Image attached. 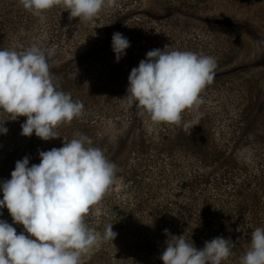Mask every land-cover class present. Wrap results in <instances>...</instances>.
Wrapping results in <instances>:
<instances>
[{"label": "trees", "instance_id": "1", "mask_svg": "<svg viewBox=\"0 0 264 264\" xmlns=\"http://www.w3.org/2000/svg\"><path fill=\"white\" fill-rule=\"evenodd\" d=\"M168 1L182 8L190 3V0ZM130 3L132 8L121 0L119 9L106 19L107 28L110 24L120 28V33L130 42L124 57L143 55L147 44L158 34L174 35L175 28L171 24H162L153 17L138 16L128 22L129 15L139 10L141 0ZM59 7L54 6L49 13L53 15ZM27 15L28 11L19 6L18 0H0V50L32 46L30 28L23 21ZM48 35L47 45L55 53L62 48V28L50 23ZM13 37L19 39L17 48L8 46V40ZM209 37H215L214 33ZM109 40L105 36L98 42ZM169 45L163 41L161 46L157 45L159 48L153 49L164 50ZM196 45L190 42L188 46L196 52ZM235 45L209 42L206 55L214 57L216 69H221L234 62ZM69 80L64 83L59 80V90L67 93L74 86L82 88L81 82ZM219 83L202 94L201 99L211 101L212 105L199 104L186 109L178 125H154L153 132L148 134L143 126L147 119L132 107L128 108L129 119L135 131L126 142L115 140L103 146L102 142L91 138L92 146L103 151L116 165V171L114 182L103 198L90 207L85 222L97 234H103L105 227L112 224L117 236L113 241L96 246L84 257V264H163L160 256L169 238L165 229L172 235H184L197 249L216 237L231 239L235 247L222 264H239V258L250 245L253 230L264 228V114L263 129L252 132L246 140L241 138L248 127L252 129L247 124L255 108L249 101L260 99L262 93L257 91L254 96L251 91L252 96L246 99L226 80ZM6 118L7 114L0 113V122ZM25 121L26 117L21 116L15 121L3 122L8 131L0 133V184L11 179L17 161L27 156L31 167L40 163V151L62 147L59 139L47 143L34 133L18 142ZM215 122H218L219 132H216ZM0 220L12 224L17 234L24 231L22 225L13 224L6 207L0 208Z\"/></svg>", "mask_w": 264, "mask_h": 264}, {"label": "clouds", "instance_id": "2", "mask_svg": "<svg viewBox=\"0 0 264 264\" xmlns=\"http://www.w3.org/2000/svg\"><path fill=\"white\" fill-rule=\"evenodd\" d=\"M116 0H18L19 6L41 21L54 6L69 11V19L93 21ZM116 62L130 47L121 33L112 36ZM153 49L134 67L128 77L127 94L121 99L127 108L151 125L179 124L186 109L198 106L199 94L215 75L214 57L192 51ZM54 50L38 45L25 49L0 50V113L5 120L26 117L21 135L35 134L43 141L60 137L55 129L70 124L83 114L84 105L70 93L59 90L49 62ZM4 120V121H5ZM0 122V133L8 129ZM194 126V125H193ZM91 138L77 133L63 146L40 151V163L29 167L26 156L15 164L11 179L0 184L3 199L16 228L0 220V264H84V257L102 242L113 241L112 224L103 234L89 228L85 216L114 182L116 165L103 151L92 146ZM169 237L160 259L163 264H222L235 244L223 237L205 241L197 249L184 235ZM27 233V235L25 234ZM239 264H264V228L251 234Z\"/></svg>", "mask_w": 264, "mask_h": 264}, {"label": "rangeland", "instance_id": "3", "mask_svg": "<svg viewBox=\"0 0 264 264\" xmlns=\"http://www.w3.org/2000/svg\"><path fill=\"white\" fill-rule=\"evenodd\" d=\"M127 1L130 8L131 0ZM189 6L180 7L178 3L168 0H141L140 8L129 15L136 20L139 17L156 18L162 24H171L175 28L174 35L158 34L147 44L143 55L122 56L116 62L112 55V36L121 31L120 28L109 25L106 19L109 14L119 9L121 0H116L115 7L104 8L93 21L80 22L78 17L69 19V11L59 7L52 15L51 9L41 21L30 12L23 20L28 27L30 45H38L50 49L48 44V27L50 23L62 28V48L50 58L51 72L54 82L62 79H72L82 83V88H74L67 93L74 101L84 105L83 114L74 118L70 124H61L55 131L60 136V144L64 139L70 141L75 134L87 131L86 136L96 138L103 146L113 144L115 140L126 142L135 129L130 124L129 110L121 100L127 94L128 77L134 67L146 58V53L153 48H159L162 42H168L167 51H192L190 42L196 43V52L207 54L210 47L207 43H235V60L221 69H215L213 81L200 92V105L211 106V101H203L202 94L206 89H212L220 84V80L236 86L242 96L249 99L260 91V99L249 101L254 105L247 133L242 139L261 128L264 114V0H190ZM54 9H52L53 11ZM214 33L215 37H209ZM108 36L110 42H102ZM100 41V42H98ZM98 42V43H97ZM19 39L8 40V46L17 48ZM159 44V46H157ZM165 48V47H164ZM257 74V75H256ZM256 75L255 78L253 76ZM218 76V77H217ZM66 77V78H65ZM89 84H93L90 87ZM222 84V83H221ZM66 87V84H64ZM121 98V99H119ZM245 105V101H243ZM234 103V102H233ZM235 105V104H234ZM208 109V107H206ZM148 134L154 130L147 120L143 124ZM216 132H219L218 122H215ZM18 142L25 140L19 135ZM50 140L47 141V143ZM52 143V142H51ZM3 143L1 148H3ZM235 150V148H234Z\"/></svg>", "mask_w": 264, "mask_h": 264}]
</instances>
